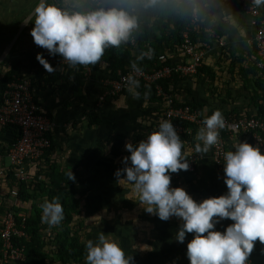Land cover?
Returning <instances> with one entry per match:
<instances>
[{
  "label": "crops",
  "instance_id": "crops-1",
  "mask_svg": "<svg viewBox=\"0 0 264 264\" xmlns=\"http://www.w3.org/2000/svg\"><path fill=\"white\" fill-rule=\"evenodd\" d=\"M86 1L49 0L69 11ZM39 2L0 0V80L15 64H19L17 74L31 78L34 73L32 56L38 53L49 62L68 65L60 60L63 58L60 54L49 55L47 49L34 43L30 30ZM204 8L209 25L203 29L206 35L196 41L203 50V65L196 74L179 78L175 84V97L181 103L202 104L204 114L210 115L215 110H220L222 115L231 113L230 121L233 122L243 117H257L259 107L254 96L257 93L261 97L259 103L264 108V68L257 65L254 17L238 0H206ZM259 8L263 10L264 5ZM194 18L193 22H196V13ZM115 49L124 50L119 46ZM140 53L139 49H132V57L137 62ZM166 54L172 63L186 59L179 48ZM104 58L102 55L98 62L88 65L84 80L77 87L75 69L63 92L59 90L61 81L34 89L41 109L52 119L50 135L54 143L48 156L51 160L44 170L47 172L51 165L54 167L50 169L52 178L63 177L65 181L61 186L75 188L81 200L80 218L88 227L82 231L83 240L97 243L101 234L116 240L125 256L132 258L131 264H190L187 244L194 233H186L184 241L178 242L176 232L183 224L182 219L172 216L165 221L155 213L146 212L144 207L147 205L141 204L134 183L127 181L123 173L119 179L114 175L117 169L125 167L123 158L130 155L125 148L126 142L134 144L138 135L146 139L155 131L157 123L163 119L166 103L146 99L140 85L137 89L139 99H133L126 91L101 102L104 84L113 77ZM75 96H83L85 100L79 101ZM222 133L227 151H234L241 142L254 145L252 138L243 132L225 130ZM17 135L16 129L9 128L0 136V142L10 144ZM181 152L183 155L184 151ZM199 155L197 171L180 170L169 185L183 187L197 202L228 191L224 164L221 167L215 164L212 147ZM5 160L9 161L7 154L4 158L0 156V178L9 167ZM37 170L31 178L37 175ZM70 172L74 180H69ZM41 192L44 195L40 191H29V194L35 193L37 199L35 196L26 201L13 196L19 216L27 214L29 217L34 204L41 199L48 200L45 191ZM232 223L228 218L219 220L214 230L224 231ZM45 226L49 229L50 225L45 223ZM249 256L250 264H264V242L257 239ZM1 262L4 264L2 259Z\"/></svg>",
  "mask_w": 264,
  "mask_h": 264
},
{
  "label": "clouds",
  "instance_id": "clouds-1",
  "mask_svg": "<svg viewBox=\"0 0 264 264\" xmlns=\"http://www.w3.org/2000/svg\"><path fill=\"white\" fill-rule=\"evenodd\" d=\"M153 2L145 0L146 6ZM252 3L259 7L264 0ZM129 8L125 0H117L111 7L69 11L49 0H40L34 9L30 34L49 55L60 54L71 66L92 65L106 48L118 47L128 40L137 23ZM37 60L46 70H53L43 55L38 53ZM131 67L133 72L140 71L135 62ZM126 87L133 99H139V81L134 75L128 76ZM203 124L196 135V140L202 142L196 144L197 152H207L217 143L225 119L220 110H215ZM125 148L130 155L123 158L125 167L114 175L119 179L123 173L127 181L134 183L141 204L147 205L146 212L165 221L172 216L182 219L176 232L178 242L184 241L186 233H194L187 244L190 264H247L254 242H264V152L259 146L241 142L234 151H227L223 164L228 191L199 202L183 187H169L170 173L189 168L171 121L162 120L146 139L135 146L126 142ZM74 179L70 172L69 180ZM41 209V219L49 225H58L64 218L63 207L56 200H46ZM225 218L233 223L224 231L214 230V225ZM86 249L87 264H131L132 258L125 256L119 242L103 234L97 243L88 240Z\"/></svg>",
  "mask_w": 264,
  "mask_h": 264
},
{
  "label": "trees",
  "instance_id": "trees-1",
  "mask_svg": "<svg viewBox=\"0 0 264 264\" xmlns=\"http://www.w3.org/2000/svg\"><path fill=\"white\" fill-rule=\"evenodd\" d=\"M205 1L206 0H154L153 3L146 6L145 0H125L126 4H130V13L135 16L137 23L136 27L131 31L128 40L120 44L119 47L124 48L123 51L119 52L115 47H108L104 51V59L108 62V69L112 72L113 77L109 78L108 83L104 84L102 94L111 87V81L119 79L121 74L132 69L131 64L133 62H135L141 70L149 69L154 65V62L157 63V67L171 64V59L168 58L166 52L174 48L178 49V46L183 40V33L185 31L189 32L191 38L195 42L199 37L205 36L206 33L203 29L209 25V23H207L209 20L205 18L207 15L206 9L204 8ZM116 2L117 0H108L107 3L101 6L87 0L82 5L77 6L74 10L84 12L96 7H111L116 4ZM194 13H196L198 17L196 22H193ZM197 22L198 25H196ZM132 38L134 41L131 40ZM132 49L140 50V61L137 62L133 59ZM146 52H151L153 58L149 59L146 56ZM163 54L166 56V61L161 63L157 57ZM32 57V69L34 70V73L31 78H28L31 80V90L33 92L35 88H44L49 83L55 84L58 81L63 82L60 83L59 86V90L63 92L68 87V79L75 69L77 77L76 87L81 85L82 80H84L85 69L82 65L73 66L75 68L72 69L69 64L61 65L55 62H49L44 56L53 69L52 71H48L37 60V55H33ZM201 68L202 66L199 70ZM18 69L19 64L13 65L6 71L5 75L0 80V103L2 102L3 92L7 88V84L17 75ZM22 76L24 77V75ZM179 78H181V76L173 74L170 78L159 80L158 84L163 87V90L167 94L174 97V103L176 105L189 104L193 108L199 109L202 112V104L196 102L181 103L176 99L175 84L179 81ZM138 81L139 85L143 88L146 99L150 101H165L167 104V100L164 99L163 96L157 95L155 84L145 85L142 80ZM75 90L78 91L79 88H75ZM126 91L127 90L123 91L117 96L108 95L100 101L104 102L107 99L118 97ZM102 94L100 95V98ZM254 97V102H257L259 107L257 117L264 119V108L259 103L261 97L257 93H255ZM75 98L79 101L85 100L83 96H75ZM34 99L39 105L35 95ZM230 114L231 113L228 112L225 113L223 115L224 119H229ZM210 115H202L203 120ZM94 117L97 118L95 115ZM162 118V120H164V115ZM231 119L232 118L229 120ZM157 124L159 126L160 122ZM172 124L180 136L182 142L181 151H184L183 156L187 159L189 151L192 149L196 151V144L198 143L196 135L199 129L195 124L180 119L172 120ZM177 125H182L185 129L190 128L192 132L179 131L176 128ZM7 129L9 128L0 126V136H3ZM10 129H16V127ZM157 129L158 127H155V130ZM48 138L51 141V145L49 148L45 149L44 155L36 164L38 169L37 175L20 183V180L15 176V168H13L12 165H9L6 172H4L3 177L0 178V229L3 226L4 219L9 211L16 209V213L19 214V207H16L13 204L14 198L11 195V190L13 188L18 187V197L23 198L25 201L28 198L36 196L35 193L29 194V191L30 193L40 191L41 195H44V192L42 193L41 191H45L48 195V200L46 199L47 201L56 200L61 203L64 218L58 225H50L48 229V227L45 226L46 222H43L41 219V205L46 200L41 199L37 204H34L32 214L27 217L25 228L27 236L15 238V242L18 246L25 247V258L22 261V264H87V241L82 239V231L87 225H85L82 218H80L81 200L76 195V190L73 186H61V183L65 181L63 177L58 179L52 178L53 173L50 169L52 170L54 167L49 165L48 171L45 172L44 170L45 164L49 163L51 160L48 156L49 152L53 149L54 143L50 133L48 134ZM144 139L143 136L138 135L133 145H137ZM13 142L14 141L10 144L0 142V156H2V158L6 156L7 151ZM42 175H44V179L41 178ZM17 216V223L20 227L22 218L19 215ZM76 216H79L80 218L77 223L74 222ZM48 230L50 231L48 232ZM1 247L2 242L0 239V264H2ZM248 259H250V256H248Z\"/></svg>",
  "mask_w": 264,
  "mask_h": 264
},
{
  "label": "built area",
  "instance_id": "built-area-1",
  "mask_svg": "<svg viewBox=\"0 0 264 264\" xmlns=\"http://www.w3.org/2000/svg\"><path fill=\"white\" fill-rule=\"evenodd\" d=\"M97 5H101L105 0H90ZM242 6L250 12L254 17V25L256 26L255 44L257 50V65L264 68V9L252 3V0H238ZM195 19V18H194ZM194 21V20H193ZM133 40V39H132ZM178 48L184 53L186 59L183 62H171V64L157 67V63L146 70L133 72V69L120 75L119 79L110 82L111 87L102 94L100 100L106 96H117L127 90L126 81L130 74L135 79L142 80L145 85H156V93L163 96L167 100L164 109V120L172 122L174 119L188 121L196 125L198 129L204 127V115L199 109L193 108L189 104L176 105L174 97L167 94L163 87L158 84L159 80L172 77L178 74L181 77L194 75L199 71L203 64V50L201 45L194 42L188 31L183 33V40ZM146 56L151 59L153 54L146 52ZM158 60L163 63L166 56L159 55ZM65 61L64 58L60 59ZM66 62V61H65ZM84 69L88 67L84 66ZM108 83V82H106ZM33 91L31 90V80L17 74L14 79L7 84V88L3 92L2 102L0 103V126L12 128L16 127L18 135L13 140L7 151L10 166L15 168V176L20 180H28L33 171L37 170V162L45 153V149L49 148L51 141L48 134L52 128L51 117L44 112L35 102ZM179 131L192 132L190 128L185 129L182 125L176 126ZM230 130L235 132H243L252 138L254 146H259L264 152V119L258 117H243L238 121H230L225 119V127L219 129L217 143L212 145V156L215 164L221 166L224 163V155L227 152L223 131ZM199 152L192 149L188 152L187 160L189 163L188 172H196L199 161ZM178 176V172L170 173V181ZM11 195L18 197V187L11 190ZM14 210L7 213L3 226L0 229V239L2 242L1 253L4 264H22L25 258V247L18 246L15 238L26 237L27 215H21L20 227L17 223V215ZM247 264L250 259L247 258Z\"/></svg>",
  "mask_w": 264,
  "mask_h": 264
},
{
  "label": "rangeland",
  "instance_id": "rangeland-1",
  "mask_svg": "<svg viewBox=\"0 0 264 264\" xmlns=\"http://www.w3.org/2000/svg\"><path fill=\"white\" fill-rule=\"evenodd\" d=\"M9 161L8 160H5V164H8V165H10V163H8ZM222 166V165H221ZM221 166H219V167H221ZM79 216H76V220L74 221L75 223H77L78 221H79ZM85 224V223H84ZM86 225V224H85ZM88 227H85V229H87ZM84 231V230H83Z\"/></svg>",
  "mask_w": 264,
  "mask_h": 264
}]
</instances>
